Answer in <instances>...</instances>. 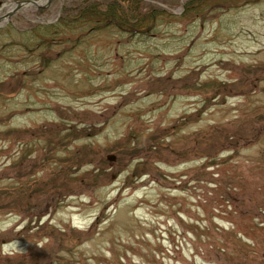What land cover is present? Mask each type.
Instances as JSON below:
<instances>
[{
    "label": "rangeland",
    "instance_id": "1",
    "mask_svg": "<svg viewBox=\"0 0 264 264\" xmlns=\"http://www.w3.org/2000/svg\"><path fill=\"white\" fill-rule=\"evenodd\" d=\"M229 1L69 49L63 0H0V264H264V0Z\"/></svg>",
    "mask_w": 264,
    "mask_h": 264
},
{
    "label": "trees",
    "instance_id": "2",
    "mask_svg": "<svg viewBox=\"0 0 264 264\" xmlns=\"http://www.w3.org/2000/svg\"><path fill=\"white\" fill-rule=\"evenodd\" d=\"M26 1V0H16ZM206 0H63L60 6V12L54 24L41 26L36 28L43 30L44 39L41 44L49 48L58 45L54 42L55 37L59 43L70 42L72 45L69 49H73L79 45L81 41L94 32H100L108 28H114L117 32L127 35L130 38L143 37L152 34L161 19L164 16H174L173 11L182 8V17H193L204 21L208 14L206 9ZM260 0H235L231 6L237 4H257ZM229 3L230 1L227 0ZM45 11L39 10L42 15ZM78 31L82 36L75 39L70 38L69 33ZM85 35V36H84ZM43 38V37H42ZM61 45V44H60ZM50 57L41 56L40 64L42 68L47 67L51 62ZM223 90L229 91L226 87ZM183 126L184 122L177 123ZM69 137L78 138L83 135V131L76 129L74 125L69 126ZM167 132L153 135L144 146V150L154 151L159 156L158 145L156 144L161 138L166 136ZM141 174L136 172V177ZM5 208V204L0 200V211Z\"/></svg>",
    "mask_w": 264,
    "mask_h": 264
},
{
    "label": "water",
    "instance_id": "3",
    "mask_svg": "<svg viewBox=\"0 0 264 264\" xmlns=\"http://www.w3.org/2000/svg\"><path fill=\"white\" fill-rule=\"evenodd\" d=\"M51 0H47L46 2H44L43 5H37L35 8H40V7H44L46 6ZM37 2V0H26V1H21V2H14V6L10 7L9 10L3 15V18H9L14 12L25 8V7H29V4L31 3H35ZM1 6H4V4L2 2H0ZM2 19V17H0V20ZM108 161H113L114 160V156L110 155L107 157Z\"/></svg>",
    "mask_w": 264,
    "mask_h": 264
},
{
    "label": "bare ground",
    "instance_id": "4",
    "mask_svg": "<svg viewBox=\"0 0 264 264\" xmlns=\"http://www.w3.org/2000/svg\"><path fill=\"white\" fill-rule=\"evenodd\" d=\"M46 1L47 0H37V2L29 4V7L35 8L37 5L44 4V2H46ZM12 6H14V4H12L10 7H12Z\"/></svg>",
    "mask_w": 264,
    "mask_h": 264
},
{
    "label": "flooded vegetation",
    "instance_id": "5",
    "mask_svg": "<svg viewBox=\"0 0 264 264\" xmlns=\"http://www.w3.org/2000/svg\"><path fill=\"white\" fill-rule=\"evenodd\" d=\"M24 74H26V73H24Z\"/></svg>",
    "mask_w": 264,
    "mask_h": 264
}]
</instances>
